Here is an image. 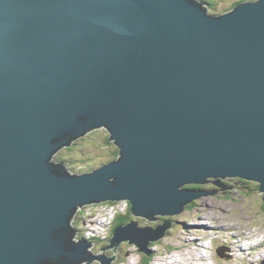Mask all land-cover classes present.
<instances>
[{"label":"water","instance_id":"water-1","mask_svg":"<svg viewBox=\"0 0 264 264\" xmlns=\"http://www.w3.org/2000/svg\"><path fill=\"white\" fill-rule=\"evenodd\" d=\"M209 10L0 0V264H112L75 241L91 205L128 201L158 221L217 195L185 186L226 177L255 181L264 201V0ZM99 129L117 158L82 174L54 160ZM171 227L118 225L103 250L151 256Z\"/></svg>","mask_w":264,"mask_h":264},{"label":"rangeland","instance_id":"rangeland-1","mask_svg":"<svg viewBox=\"0 0 264 264\" xmlns=\"http://www.w3.org/2000/svg\"><path fill=\"white\" fill-rule=\"evenodd\" d=\"M208 1L212 5L208 6L209 13H213L214 9V12L219 15L230 11L239 0ZM107 136L109 137V133L106 129L95 130L76 141L73 149L60 151L56 158L66 160L68 162L67 169L72 174L92 172L113 159L111 154L114 152V146L107 147ZM217 180L209 179L208 183L198 186L199 191L217 192L214 198L195 200L186 207L182 214L157 216L158 221L148 223L144 218L130 216L131 220L137 221L140 227L155 228L165 222L172 223L166 236L150 246L151 255L154 256L151 264H165L167 258L172 259V264L175 263V260L176 264H190L200 258L197 256L194 259L193 250L205 253L207 249L206 254L210 257L208 261L210 264H264V258H261L262 252H264V201L263 194L256 189V186L259 187L258 183L235 177L221 179L223 184ZM215 182H220L221 186ZM195 187V185L185 186L189 189ZM128 210L127 201H121L116 205L102 203L80 209L73 221V226L77 230L75 241L83 239L82 230H84V234L86 233L84 240L94 245L91 251L95 255L109 257L114 255L115 260L112 264H144L145 254L139 252L135 245L122 243L115 254L112 250H103L109 245L105 241L112 238L111 231L109 234H105L108 227L111 228L114 219L125 216ZM193 228L196 230L194 231ZM257 230L261 231L262 235L250 239ZM192 242H197V244ZM199 244L204 246L200 248ZM255 244H259L257 251L249 253L250 257L244 256V253L253 250L251 245ZM221 247L227 248L225 250L227 257L222 258L218 255L217 251ZM242 247L247 250L241 251ZM201 263L202 261H198V264ZM93 264L100 263L94 261Z\"/></svg>","mask_w":264,"mask_h":264},{"label":"trees","instance_id":"trees-1","mask_svg":"<svg viewBox=\"0 0 264 264\" xmlns=\"http://www.w3.org/2000/svg\"><path fill=\"white\" fill-rule=\"evenodd\" d=\"M198 1H201V2H204V0H198ZM207 2V5L210 7V6H212L211 5V3L208 1V0H206ZM242 2H244L243 0H239L238 2H236L234 5H233V7L234 6H236L237 4H239V3H242ZM232 7V8H233ZM231 8V9H232ZM215 10L213 9V13H211V14H213V15H217L215 12H214ZM106 143H107V147L108 148H110V147H113L114 148V152L111 154V156H112V160H114L117 156H118V153H119V149L112 143V142H110V139H109V137L107 136L106 137ZM74 145H75V143L70 147V148H67L68 150H71V149H73V147H74ZM56 162H63V163H65L66 165L68 164V162L66 161V160H64V159H59V158H56L55 157V159H54ZM112 160H110V161H112ZM109 161V162H110ZM108 163V162H107ZM195 188H199L198 186H196ZM259 188V187H258ZM257 188V186H256V189L257 190H259ZM113 205L115 204V203H112ZM116 205V204H115ZM130 216H131V206H130V203H129V210H128V213L125 215V216H119V217H117V219H116V221H115V224H114V227H113V230H112V233H113V231H114V229L118 226V225H124V224H127V223H129L130 221H132L131 220V218H130ZM154 246V245H153ZM145 263L144 264H151V262H153V260H154V256L153 255H151V256H146L145 255Z\"/></svg>","mask_w":264,"mask_h":264},{"label":"bare ground","instance_id":"bare-ground-1","mask_svg":"<svg viewBox=\"0 0 264 264\" xmlns=\"http://www.w3.org/2000/svg\"><path fill=\"white\" fill-rule=\"evenodd\" d=\"M200 228V227H199ZM194 229V228H193ZM206 229V228H205ZM196 229H194V231H195ZM199 230H202V229H199ZM219 230V229H218ZM110 231H111V228H110V226L108 227V231H106L105 232V234L107 233V234H109L110 233ZM202 231H204V230H202ZM206 231H208V230H206ZM227 231V230H226ZM200 233H203V232H201V231H199ZM205 232V231H204ZM190 233V232H189ZM208 235V234H207ZM260 235H262V232L261 231H256L255 233H254V235L250 238V239H254L255 237H257V236H260ZM233 239V238H232ZM207 240V239H206ZM230 240V239H229ZM198 241V240H197ZM231 242V241H230ZM263 242V241H262ZM192 243H196L197 244V242H192ZM254 243V242H253ZM261 243V242H260ZM259 243V244H260ZM234 245H235V243H233ZM259 244H255L254 246L253 245H251V248L253 249V250H251V251H249L248 253H244V256H248V257H250L249 256V253L251 254L252 252H254V251H257V249H258V245ZM195 245V244H194ZM231 245V244H230ZM233 245V246H234ZM261 245V244H260ZM263 245V244H262ZM200 248L202 247V246H204V245H198ZM199 247H198V249H199ZM250 248V249H251ZM196 249V248H195ZM250 249H248V250H250ZM197 250V249H196ZM245 250H247V248H245V247H242V249H241V251H245ZM206 251H208V249L207 250H205V253H203V252H198V251H195V250H193L192 251V256L194 257V259H196V257L197 256H200V258H197L196 259V262H190V264H198V261H202V263L201 264H210L208 261L210 260V257H209V255H207L206 254ZM261 252V251H260ZM263 253V255L261 256V258L263 257L264 258V252H262ZM199 254V255H198ZM187 257V256H186ZM175 263H173V264H176L177 263V261L175 260L174 261ZM157 263V262H156ZM165 264H172V259L171 258H167V261H165ZM186 264H188V263H186ZM227 264H229V263H227Z\"/></svg>","mask_w":264,"mask_h":264},{"label":"clouds","instance_id":"clouds-1","mask_svg":"<svg viewBox=\"0 0 264 264\" xmlns=\"http://www.w3.org/2000/svg\"><path fill=\"white\" fill-rule=\"evenodd\" d=\"M234 7H235V6H234ZM65 149H67V148H65ZM56 156H57V155H56ZM68 171H69V170H68ZM69 172H70V171H69ZM127 202H128V201H127ZM116 203H119V202H116ZM116 203H115V204H116ZM108 204H112V203L109 202ZM115 204H114V205H115ZM128 205H129V202H128ZM95 206H96V205H95ZM87 207H89V206H87ZM116 219H117V217L114 219V221H113V225L115 224ZM73 224H74V222H73ZM112 227H113V226H112ZM112 227H111V237H112V235H113V233H112L113 228H112ZM82 232H83V240H84V236H85L86 233L84 234V230H82ZM86 236H87V235H86ZM88 237H90V236H88ZM75 240H76V239H75ZM221 248H222V247H221ZM224 257H227V256L225 255Z\"/></svg>","mask_w":264,"mask_h":264},{"label":"flooded vegetation","instance_id":"flooded-vegetation-1","mask_svg":"<svg viewBox=\"0 0 264 264\" xmlns=\"http://www.w3.org/2000/svg\"><path fill=\"white\" fill-rule=\"evenodd\" d=\"M206 2H207V1H206V0H204V3H205V4H207ZM122 263H124V262L122 261Z\"/></svg>","mask_w":264,"mask_h":264}]
</instances>
